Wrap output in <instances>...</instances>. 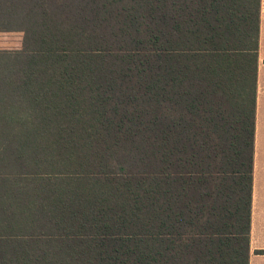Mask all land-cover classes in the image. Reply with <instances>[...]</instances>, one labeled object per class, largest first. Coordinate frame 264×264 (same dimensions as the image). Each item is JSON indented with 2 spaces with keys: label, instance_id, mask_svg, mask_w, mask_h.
Returning a JSON list of instances; mask_svg holds the SVG:
<instances>
[{
  "label": "trees",
  "instance_id": "obj_1",
  "mask_svg": "<svg viewBox=\"0 0 264 264\" xmlns=\"http://www.w3.org/2000/svg\"><path fill=\"white\" fill-rule=\"evenodd\" d=\"M258 9L0 0V264H247Z\"/></svg>",
  "mask_w": 264,
  "mask_h": 264
},
{
  "label": "crops",
  "instance_id": "obj_2",
  "mask_svg": "<svg viewBox=\"0 0 264 264\" xmlns=\"http://www.w3.org/2000/svg\"><path fill=\"white\" fill-rule=\"evenodd\" d=\"M257 42L255 135L259 129L258 124H264V0H259ZM256 154L254 151L247 264H264V151L262 150L259 156ZM228 221L235 222L232 219L225 221L224 224L230 226L232 223ZM230 230L234 233L232 237L237 236L236 227ZM225 232L223 230V233ZM224 235L218 236L221 238L218 246L222 251H226L227 246L242 245L243 241L239 238Z\"/></svg>",
  "mask_w": 264,
  "mask_h": 264
},
{
  "label": "rangeland",
  "instance_id": "obj_3",
  "mask_svg": "<svg viewBox=\"0 0 264 264\" xmlns=\"http://www.w3.org/2000/svg\"><path fill=\"white\" fill-rule=\"evenodd\" d=\"M4 40V39H2ZM11 41V40H10ZM14 42H17V46H19V43H21V40H14ZM6 45V44H4ZM258 131H257V135H255V140L256 143L254 144V151L255 153H257L256 155L259 156L262 152V150L264 151V124H258Z\"/></svg>",
  "mask_w": 264,
  "mask_h": 264
}]
</instances>
